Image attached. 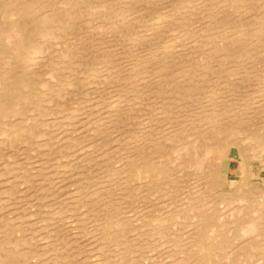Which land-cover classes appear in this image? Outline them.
<instances>
[{
	"label": "bare ground",
	"instance_id": "obj_1",
	"mask_svg": "<svg viewBox=\"0 0 264 264\" xmlns=\"http://www.w3.org/2000/svg\"><path fill=\"white\" fill-rule=\"evenodd\" d=\"M253 163L264 0H0V264H264Z\"/></svg>",
	"mask_w": 264,
	"mask_h": 264
},
{
	"label": "rangeland",
	"instance_id": "obj_2",
	"mask_svg": "<svg viewBox=\"0 0 264 264\" xmlns=\"http://www.w3.org/2000/svg\"><path fill=\"white\" fill-rule=\"evenodd\" d=\"M258 163H253V165H252V167H253V170H254V175H255V177L254 178H252V184L254 185L255 184V187H257V188H260V189H264V170L263 169H260L259 167H258ZM237 169H238V163L236 162V161H233L232 162V164H231V168H230V172H231V175H230V179H232L234 176H233V173H235L236 171H237ZM260 176V177H259ZM258 180V181H257ZM262 180V181H261ZM185 189L186 188H184V191H185ZM235 189V188H234ZM239 190V189H238ZM240 191V190H239ZM242 191V190H241ZM159 196V195H158ZM158 196L156 197V196H154V199H157V201H155L153 198V200L155 201V202H153L152 201V199H151V201L153 202V203H156V202H162V201H160V196H159V198H158ZM159 199V200H158ZM139 210H141V209H139ZM146 210H148V209H146ZM155 210V209H154ZM142 211L144 212L145 210H141V213H142ZM141 213H139V215L141 214ZM145 213H147V211L145 212ZM150 212L148 211V213L147 214H149ZM152 213V212H151ZM150 213V214H151ZM160 213V212H159ZM166 213V214H165ZM165 213H163L162 214V216L161 217H163V219L166 217L167 218V212H165ZM150 214H149V216H150ZM165 216V217H164ZM151 217V216H150ZM152 217H153V215H152ZM157 217V216H156ZM154 218H155V216H154ZM165 218V219H166ZM156 219V218H155ZM164 219V220H165ZM157 220H158V217H157ZM178 221H180L179 223H178ZM177 222H176V227H175V229H176V232H177V234L179 235L181 232H182V228L180 227V226H178V224L179 225H181L182 226V224H184V222L182 223L181 222V220H178ZM178 223V224H177ZM180 228V229H177L178 227ZM178 230V231H177ZM181 230V231H180ZM176 232H174V234L176 233ZM151 240V242H153V239H152V237L150 238ZM259 239V238H258ZM257 240V239H256ZM153 245H155V242H153ZM159 247H156L155 248V251L156 252H158V254H159ZM158 250V251H157ZM162 250V249H161ZM154 251V252H155ZM155 252V254H157ZM157 254V255H158ZM152 255H154L153 253H152Z\"/></svg>",
	"mask_w": 264,
	"mask_h": 264
}]
</instances>
